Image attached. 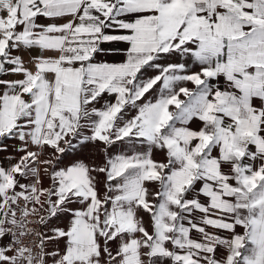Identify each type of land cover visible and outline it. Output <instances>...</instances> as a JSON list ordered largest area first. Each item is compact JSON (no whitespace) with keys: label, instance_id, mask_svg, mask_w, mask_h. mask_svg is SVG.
Returning <instances> with one entry per match:
<instances>
[{"label":"snow or ice","instance_id":"6c2138e0","mask_svg":"<svg viewBox=\"0 0 264 264\" xmlns=\"http://www.w3.org/2000/svg\"><path fill=\"white\" fill-rule=\"evenodd\" d=\"M0 153V264H264V0H0Z\"/></svg>","mask_w":264,"mask_h":264},{"label":"crops","instance_id":"0c3cea01","mask_svg":"<svg viewBox=\"0 0 264 264\" xmlns=\"http://www.w3.org/2000/svg\"><path fill=\"white\" fill-rule=\"evenodd\" d=\"M43 22V21H41ZM115 34V33H113ZM103 47L105 49H120V50H124L127 48V45L123 42H113V43H106L103 45ZM18 54H22L24 56V59L27 61L30 57L28 53H18ZM97 60H103V61H107L110 63H119L122 62L125 59V56L123 54V51H121L120 53H116V54H112V53H108L105 55H100L97 56L96 58ZM29 67H31V65H28ZM4 79H14L17 77H10V76H5L3 77ZM199 124L198 121H196V125ZM12 143V142H10ZM92 152V148L91 146H89L86 149H83L82 151H78L76 153H73L71 151H69L68 153L65 154L64 156V163H69L74 159H77V153H83L84 155H82V158L87 157L90 153ZM10 153H0V164H7V160L5 159L6 156H8ZM45 186H47V180H45ZM66 223L65 221H53V224H59L60 226H63Z\"/></svg>","mask_w":264,"mask_h":264},{"label":"rangeland","instance_id":"374dc122","mask_svg":"<svg viewBox=\"0 0 264 264\" xmlns=\"http://www.w3.org/2000/svg\"><path fill=\"white\" fill-rule=\"evenodd\" d=\"M198 123H199V122H198ZM191 126L195 128V127H198L199 124L196 125V122H193ZM82 155H84V154H83V153H77V159H78V158H82ZM154 158H156V159H162V155H161L159 152H157V153L154 154ZM96 159H97V161H99L100 157L97 156ZM211 230H212V229H209V231H211ZM238 230H239V229H238ZM197 236H198V234L195 233V232H193V237H194V238H197ZM223 252H224V250H223V249H220V250L217 252V257L219 258L220 256H222V255H223Z\"/></svg>","mask_w":264,"mask_h":264}]
</instances>
